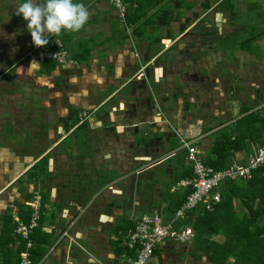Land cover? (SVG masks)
I'll use <instances>...</instances> for the list:
<instances>
[{
	"label": "crops",
	"instance_id": "1",
	"mask_svg": "<svg viewBox=\"0 0 264 264\" xmlns=\"http://www.w3.org/2000/svg\"><path fill=\"white\" fill-rule=\"evenodd\" d=\"M132 1L128 40L123 25L117 29L121 22L111 0H74L88 8L90 19L81 31L56 36L78 62L62 68L36 57L27 22L15 14L23 0H0V264L20 258L16 250L23 242L14 228L27 218L34 192L42 196L32 234L34 262L131 264L135 255L125 240L138 217L159 214L167 220L182 204L175 206L186 189H172L186 172L192 174L182 142L195 145L204 162L222 129L231 131L255 111L264 120V58H258L264 57V11H258L264 0L252 7L250 0H241V11L233 15L210 13L203 0L202 11H191L194 17L179 10L183 2L191 8L193 0H179L172 14L179 17L169 24L155 22L154 1ZM226 18L238 24L233 34L243 35L235 46L241 52V96L221 86L232 80L230 73L221 74L234 67L226 58L233 55L213 42L203 47L208 60L196 64L189 58L200 70L188 82L185 75L176 80L172 67L187 73L183 57L191 46L182 41L185 35ZM175 22L178 29L171 25ZM217 50L221 55L214 59ZM213 62L221 70L215 77L207 72ZM199 81L212 85L192 88ZM11 85L15 91L5 90ZM82 111L90 116L80 122ZM262 145L264 131L234 150L229 165H244ZM174 242L179 243L158 245L146 264L191 263L194 258L183 261V254L172 252Z\"/></svg>",
	"mask_w": 264,
	"mask_h": 264
},
{
	"label": "trees",
	"instance_id": "2",
	"mask_svg": "<svg viewBox=\"0 0 264 264\" xmlns=\"http://www.w3.org/2000/svg\"><path fill=\"white\" fill-rule=\"evenodd\" d=\"M151 1L154 2L150 8L155 7V15L157 16L154 18L158 24H169L171 19L179 17V14L172 16V8L166 9V6L161 4L163 0ZM216 1L219 0H214V2ZM226 1H229L230 7L223 8V2ZM127 2L129 12L133 1ZM181 3L177 0L173 3V7L177 9ZM140 5L142 2L138 1V6L140 7ZM202 6L204 9H208L211 6L210 0H205ZM219 9L230 11L233 15L236 4L232 0L231 2L230 0H221ZM128 20L131 21V16H128ZM182 28L184 29V27ZM253 38H246V42L253 40ZM262 118L259 111L251 112L237 120L231 127V131L222 129L221 134L215 137L211 149L207 151V158L204 163L213 166L215 169L227 167L231 163L229 157L234 150L241 148L250 139L262 135L264 131ZM233 134L234 137H232ZM183 176L191 177L192 174L186 172ZM190 190V188L186 189L184 198ZM220 190L221 199L215 205L214 210L197 209L189 212L187 223L191 225L194 231L193 238L188 244L189 255L194 259L205 257L211 264H264V224L259 223V219L264 218V164L255 170L249 178L226 181L221 185ZM184 198L175 206H179ZM234 199L240 200L241 209L236 207ZM174 211L175 209L172 212ZM28 216L29 212L24 221L28 219ZM217 234L224 236L222 242H217L212 238L213 235ZM125 248L128 250L127 247ZM23 249L24 242L21 243L16 252L19 253ZM30 251L31 258H34L33 248ZM128 251H131V255L136 253L135 250ZM19 260L18 257L15 264H19Z\"/></svg>",
	"mask_w": 264,
	"mask_h": 264
},
{
	"label": "built area",
	"instance_id": "3",
	"mask_svg": "<svg viewBox=\"0 0 264 264\" xmlns=\"http://www.w3.org/2000/svg\"><path fill=\"white\" fill-rule=\"evenodd\" d=\"M113 8L123 28L128 33L129 26L126 21L128 3L125 0H111ZM46 47L37 48L35 55L38 60H52L56 65L65 68L76 66L77 60L72 58L64 43L56 36H50ZM143 74V71L140 72ZM90 113L82 111L80 121L89 118ZM186 149V159L192 169V176L178 181L172 189L190 188L180 207L170 219H163L161 215L143 214L138 217L134 226L127 232L125 246L128 250H135L131 264H146L153 256L158 245L165 240H174L179 243H188L194 235L191 225L185 221L189 212L197 209L212 211L221 199V184L226 180L249 178L252 173L264 164V145L258 147L248 158L244 165L231 164L223 169H214L203 162L197 148L191 142L183 141ZM42 207V196L34 192L28 201L29 216L26 221H19L14 228V233L24 242V249L20 251L19 264H39L31 258L33 240L31 235L39 225ZM66 234V233H63Z\"/></svg>",
	"mask_w": 264,
	"mask_h": 264
},
{
	"label": "rangeland",
	"instance_id": "4",
	"mask_svg": "<svg viewBox=\"0 0 264 264\" xmlns=\"http://www.w3.org/2000/svg\"><path fill=\"white\" fill-rule=\"evenodd\" d=\"M202 1L203 0H193L192 7L189 8V9H187L184 4L189 5L190 3L184 2V4L179 8V10H180V12L182 13L183 16L194 17V14H192L191 11L193 9L195 10V13H198V12L202 11V9H201L202 7L200 6V3H202ZM250 1H251V4H253V5H251V4H248V5H249V7L250 6L252 7L254 5L255 6L258 5L263 0H250ZM230 2H231V0H230ZM234 2H235L236 7H237L236 11H239V10L241 11V7H242L241 6V0H235ZM258 6L259 7L261 6L258 11H261V10L264 11V6L262 4L261 5L259 4ZM222 7L223 8L230 7L229 1L223 2ZM170 8H172L171 9L172 13L175 14L176 8H174L171 3H170V5H166V9H170ZM186 22H187V20H186ZM218 23L219 24H216V22H215L214 26L209 25V26H207L206 28H203V29H199V30L195 29L196 33H194V32L192 34L187 33L185 35V38L182 41H186L187 43H190L189 45L191 46V50L187 52L188 54L190 53L191 56L189 57V55L187 54V56L183 57V58H187L186 59L187 61L185 63L183 61V64H187L186 67L184 66L185 69H187V71H186L187 73L184 74L185 72H183V74H182L181 71H179V69L177 68L178 65L172 67L171 71L174 74H176V78H177L176 80L179 81V79H180L182 81V77H183V75H185L184 76L185 78L183 80H186L188 82L192 78V76H194V73L197 70H200V68L196 67V64L199 62V59L201 61H205V60L209 59V58H207V56H203V54L205 53V51L203 50V47H205V44L207 42L212 41L213 45H221L222 48L226 50V51H222L223 53L227 52L228 53L227 55H229V56L233 55L232 57L231 56L230 57H228V56L226 57V55H225V57L226 58H230L228 60L229 64H231V65L234 64V67L226 68V69H230L231 68L230 69L231 71H225L224 74H221V75H228V73H230V76H231L232 80H231L230 83L227 84V82L224 81V79H225V77H224L223 78L224 82L221 83V86L224 88V90L225 89L227 90V88H228L227 86H230V89H231L232 93H235V95L238 94V95L241 96V93H240L241 92V87H242V80H241V77H242V75H241V52L235 50V46H237L236 44L239 42L238 40L241 41V37H243V35L239 31L237 33L233 34L234 29L238 27V24H235L236 26H233L232 23H228L227 22V18H226V22L225 23H222V22H218ZM171 25H173V28H176V29L179 28V23L178 22L171 23ZM116 26H117V29H121L122 24L121 23H117ZM200 26L201 25H199V27ZM197 28H198V26H197ZM260 29H261V27H259V26L256 27V31H259ZM124 33L126 34V37L127 36L129 37L130 33H128L125 30H124ZM207 33H209V36L206 37L205 34H207ZM128 37H127V39H128ZM167 41H168V39H167ZM195 47H198L197 51H196ZM220 52L221 51H219V50L214 51V54H213L214 55V59L217 56L221 55ZM233 57H234V59L237 58V60L236 61H232L231 58H233ZM180 58H182V57H180ZM189 58L192 59V60L196 59V64H195V62L194 63L193 62L192 63L188 62ZM258 58L260 59V61H263L264 57L262 55H260ZM176 64H179V63H176ZM203 65H204V63H203ZM213 65L214 66H212V67L209 66V65L207 66V72L210 73L213 77H215L216 74L221 73V70H219L220 69L219 66H215L216 65L215 62H213ZM216 70H218V71H216ZM245 84H249V82L245 81ZM211 85H212V82L205 83V82L199 81L192 88H195L196 90H198V89L206 90ZM15 88H16V86L11 85V86L7 87L5 90H7V91L14 90L15 91ZM18 90L19 89L17 88L16 91H18ZM227 95L229 97H232V95L230 93H227ZM234 202L236 204V207L241 209L242 205H241L240 200L234 199ZM259 223L261 225H263L264 224V218L259 219ZM212 238L215 241H217V242H222L224 240V236L222 234L213 235ZM174 244L175 245H173V247H172L174 250L172 252L175 251L174 253L183 254V256H181L180 260H183V261L185 259L190 260L191 256L188 254V244H189V242L188 243H184V244H180V243H175L174 242ZM172 252H168V253H172ZM188 264H211V263L209 261H207L205 257H202V258H199V259H194V260L191 261V263H188Z\"/></svg>",
	"mask_w": 264,
	"mask_h": 264
},
{
	"label": "clouds",
	"instance_id": "5",
	"mask_svg": "<svg viewBox=\"0 0 264 264\" xmlns=\"http://www.w3.org/2000/svg\"><path fill=\"white\" fill-rule=\"evenodd\" d=\"M15 14L27 22L31 41L37 48L46 47L50 36L81 31L90 19L88 8L74 0H23Z\"/></svg>",
	"mask_w": 264,
	"mask_h": 264
},
{
	"label": "flooded vegetation",
	"instance_id": "6",
	"mask_svg": "<svg viewBox=\"0 0 264 264\" xmlns=\"http://www.w3.org/2000/svg\"><path fill=\"white\" fill-rule=\"evenodd\" d=\"M213 2H214V0H212ZM221 0H219V1H216V2H214L211 6H210V8H209V12L210 13H215L216 11H220V9H219V2H220ZM218 2V3H217ZM200 5H201V3H200ZM237 8V7H236ZM202 10H203V8H201ZM205 36L207 37V36H209V33H207V34H205ZM209 42H212V41H209ZM88 119V118H87ZM86 120V119H85ZM84 121V120H83ZM83 121H80V122H83Z\"/></svg>",
	"mask_w": 264,
	"mask_h": 264
},
{
	"label": "water",
	"instance_id": "7",
	"mask_svg": "<svg viewBox=\"0 0 264 264\" xmlns=\"http://www.w3.org/2000/svg\"><path fill=\"white\" fill-rule=\"evenodd\" d=\"M142 82H143L145 85L148 83V82L146 81L145 78L142 80Z\"/></svg>",
	"mask_w": 264,
	"mask_h": 264
}]
</instances>
